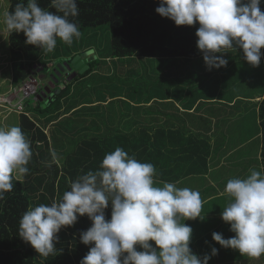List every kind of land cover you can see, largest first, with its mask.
I'll return each instance as SVG.
<instances>
[{
	"label": "clouds",
	"instance_id": "obj_1",
	"mask_svg": "<svg viewBox=\"0 0 264 264\" xmlns=\"http://www.w3.org/2000/svg\"><path fill=\"white\" fill-rule=\"evenodd\" d=\"M260 4L261 0H159L155 11L177 26L198 22L197 48L209 70L226 67L228 60L216 54L236 48L242 49L248 64L258 67L264 55ZM78 15L77 0H49L48 8L41 7L39 0H16L11 10L0 12V35L22 32L26 45L47 55L58 41L71 45L80 38L79 25L70 19ZM51 93L47 101L57 94L52 88ZM13 112L28 115L26 109ZM51 155L53 161L58 159L55 151ZM31 158V142L21 127H0V200L13 190L14 180L28 174ZM155 176L153 164L138 161L117 147L104 155L97 170L78 175L60 200L29 208L20 218L18 234L40 256L48 257L56 251L61 228L87 215L92 224L80 233V241L93 246L80 264H209L218 249L213 247L203 257L194 254L189 247L193 230L183 222L203 219L199 191L173 182L158 184ZM224 194L229 203L221 218L235 235L225 239L213 232L212 239L223 248L260 258L264 255V171L250 169L245 177L229 179ZM109 204L111 218L106 219Z\"/></svg>",
	"mask_w": 264,
	"mask_h": 264
},
{
	"label": "trees",
	"instance_id": "obj_2",
	"mask_svg": "<svg viewBox=\"0 0 264 264\" xmlns=\"http://www.w3.org/2000/svg\"><path fill=\"white\" fill-rule=\"evenodd\" d=\"M39 2L41 7L48 8L49 0H39ZM15 3L16 0H9L8 10H11ZM77 4L79 15L70 19L77 23L79 28L111 25L112 48L106 57H110L111 54L118 59L131 61V63L134 62V59L169 57L174 59V63L172 62L173 64L170 65L174 72L169 74L163 71L164 75L157 76L156 69H152L150 75H144V78L151 82L149 84L145 80L146 82L143 83L145 94H141L140 91L135 96L129 91L135 85L130 84L128 90H123V88L130 76L140 75L139 69L142 70L143 67H132L130 76L122 77V80H119L118 70L115 68L109 76L113 79L109 84L114 93L112 99L108 100L107 98L103 102L89 103L88 113L79 112L81 109L76 111L74 108L76 105L68 102L67 95L71 88L69 84L48 100L49 104L45 106L43 113L49 110V107L54 103H57L56 108L50 109L49 115L38 119L21 114L18 122L19 127L31 142L32 151L31 161L27 165L29 172L23 177L22 187H20L21 196L27 200V210L40 204L51 205L53 201L60 200L63 193L70 190V183L78 175L89 170H97L104 155L114 151L117 147L124 149L138 161L153 164L158 184L173 182L180 185L185 178L201 174L207 175L210 169L211 155L213 153L221 155L224 144L216 142L212 146L208 134L202 137L201 132L187 131L185 126L173 124L170 120V109L163 110L168 103L180 100L183 94H186L184 100L187 99L193 90L189 86L187 74L194 76L195 71L185 72L175 59L196 58L197 61H200L203 58V54L197 48L198 37L195 35L199 28L198 22L193 26L175 25L171 19L161 17L156 13L155 9L159 6V0H77ZM260 8L264 12V0H261ZM49 10L55 11V9ZM9 39L12 62L15 65L12 75L15 78L14 84L19 85L33 73L34 64L38 58L41 64L46 63L41 57L43 54L41 49L25 44L26 37L22 32L13 33ZM226 51L231 52L232 50ZM58 52H55V55ZM261 52L264 53V48L261 49ZM241 55L244 54L242 49H239L238 55L232 56V60H228V64L222 72L224 78L226 75L228 76L227 72L232 73V79L233 77L241 79L244 74L248 73L244 72V69L250 64L239 59L238 57ZM262 56L264 59V55ZM235 57L238 59L235 60ZM66 60L68 61V59ZM95 63L96 61L88 63V69L75 77V80L92 74ZM260 64L263 69L264 60H261ZM230 65H232V69ZM145 67L147 68V65ZM198 68L201 69L202 65L200 64ZM143 72L149 73L148 69H144ZM213 79L215 80L211 79L215 86L213 89H216L214 94L219 92L220 88H228L230 82L225 86L218 79L216 80V77ZM153 83L159 85L151 87ZM200 83L205 86L208 84L203 81ZM162 85L167 87L168 97L160 91ZM198 87L201 88V86ZM202 88L204 89L203 86ZM134 89L137 90L136 87ZM189 89L191 90L188 92ZM121 94H125V97L122 98ZM192 96H196L194 92ZM64 98L65 100H63ZM116 101L120 103L119 106H122L121 110L125 113L122 111L120 115L116 113L112 107L116 105ZM135 101L138 102L135 103ZM190 102L195 104V99ZM155 104L163 106L161 115L166 116L164 122H161L162 116L158 114V111L151 117V121L134 119L128 115L132 112L138 114L148 108L152 109ZM100 105L105 106L106 109L102 110L104 112H99V116L93 117L92 113L96 112ZM38 108L40 109V107ZM256 108L258 121L256 120L255 123V133H251L249 136L261 140V158L258 157V160H261L262 171H264V98L256 103ZM76 114L80 116L79 122L71 123ZM83 115L92 117L86 125L83 124L89 120ZM143 122L147 125L142 124ZM47 125L49 127H46ZM195 128H200V126H195ZM247 132L246 128L232 129V142L236 139L244 142V138L247 141L251 140L252 138L248 139ZM53 151L57 153L56 161H53L51 155ZM213 186L210 185L201 191L203 207L218 194L217 188ZM220 186L223 189V184ZM13 197V194L7 196L10 200ZM19 213L20 210L16 202H6L3 208L0 207V264H80L81 259L93 246L84 245L80 241V233L90 228L92 221L87 215L78 216L74 225L62 227L57 234L56 251L48 257L40 256L18 234L21 218ZM105 218H111V204L105 209ZM192 221L184 220L183 222L191 226ZM191 236L193 237V233ZM192 237L189 243L191 250L195 247ZM203 237L199 239L197 247H207L206 240L210 236L205 233ZM149 243L154 245V241H149ZM137 250L141 249L137 246ZM192 252L197 254L195 250ZM229 254L212 256L209 264H232V255Z\"/></svg>",
	"mask_w": 264,
	"mask_h": 264
},
{
	"label": "rangeland",
	"instance_id": "obj_3",
	"mask_svg": "<svg viewBox=\"0 0 264 264\" xmlns=\"http://www.w3.org/2000/svg\"><path fill=\"white\" fill-rule=\"evenodd\" d=\"M9 9V0H0V12L4 10ZM81 36L79 39H74L73 43L71 45H67L63 42L58 41L57 46L55 50L52 53H48L45 55H41L42 59L45 60L44 62L46 64H42L41 66H36L38 68L34 69L35 76L39 80V85L43 86V88H47L48 84L52 82V78H59L60 83L55 86H52V89H55V93H58L65 84L69 85L70 91L68 94V102H73L74 105H79L81 103H86V107L81 109L79 112L82 113H88L89 111V103L101 101L103 102L107 98L114 95L112 89L109 87V84L113 80L112 78H109L110 74H112L113 70L116 68L118 70V78L119 80H122L123 78L129 77V73L133 69L132 67H143L142 70L139 69V74H134L133 77L130 76L129 79H127V83L125 84V87L123 90H128L129 85L133 84L135 86L132 87L129 91L133 93V95L137 96L139 92L142 94L144 93V87L143 83L150 81L146 80L144 78V75H150L152 73V69H156L157 76L164 75V72L173 74L172 68H170L171 63H174V59H170L169 57H163L161 59H153V58H141V59H134V62L131 63V61H124L121 59H118L110 54V57H106L111 52V44H112V30L110 24H104L100 26H92V27H84L80 28ZM58 52L57 55H55V52ZM239 53V49L231 52L226 53H217L218 56H223V58L227 60H232V56H237ZM60 54V55H59ZM66 56V57H64ZM78 57L77 62H73L74 58ZM68 59L70 62H67L66 59ZM239 59L245 61L244 55H241L238 57ZM235 57V60L238 59ZM98 61H97V60ZM263 59V56L261 58ZM93 64L94 72L90 75H87L84 78H79L78 80H75V77L79 75L80 69H78L77 64L79 62H84V65L88 69V63L95 62ZM178 64L180 63L182 68L185 70V72L189 73L190 71H195V75L191 76V74L188 75V83L192 86H203L204 90H212L215 86L212 84L213 78L216 77V80L218 79L222 84H225V86L229 84H232L228 89L226 96L231 100L233 97L239 95L240 97L246 96L247 99H250L249 101L239 99L237 104L234 105L232 108L230 106H227L225 104H213L209 101L201 103L200 113H204L205 115H209V113H214L217 118L214 119H207L203 118L199 115H190L183 113L184 109L183 106H177V100L173 101L171 103H168L166 106L155 104L152 109H146L142 112L137 113H129L128 115H131V117H134V119H145L147 121H151V117L155 115V113L161 115L162 109L164 111L167 110V108L170 109L171 116L170 120H172L173 124H176L177 126H185L186 130H190L193 132H201V136L205 137V135L208 134L210 136V142L217 139V144L223 143L224 136L227 137V132L231 129H234L236 127H241L248 129L247 135L249 138H252L249 141H246L248 144L244 145L241 150L237 149L235 150L234 154L229 158V160L225 163L224 166L218 171H216V176L214 175L213 178L210 175H199V176H191L188 178H185L180 185H177L178 187H188L196 191H200V195H202L201 191H203L206 187H209L210 185H219L222 183V181H227L234 177H245L249 174L250 169H256L262 171V163L261 160H258V157L261 158L260 153V138H253L249 136L251 133H255V123H256V116H257V108L256 103L254 104L255 100H253V97H256L257 95L264 94V68H261V64L258 67H253L251 65L246 66L244 69V72H248L247 74H244L241 79L233 77L232 79V73L227 72L228 76L224 78L222 75L223 69L226 67H221L219 69L213 68L209 70L204 62V59H200V61H197L196 58H178L175 59ZM41 61L39 58L37 59L36 63L34 64V67L37 63H40ZM172 63V64H173ZM202 65V68L199 69L198 66ZM147 65V68L145 67ZM178 66V65H176ZM13 67L15 65L12 62V52L10 49V39L7 33H4L0 35V94L4 90L14 91V87L18 86L14 85L15 78H13L12 72ZM58 67H62L63 70H61V73L58 70ZM230 68L232 69V65H230ZM86 69V70H87ZM144 69H148V72H143ZM235 69V68H234ZM85 70V71H86ZM121 70V72H119ZM164 71V72H163ZM55 73V76L52 75ZM208 73H211L210 75ZM56 74H59L58 76ZM208 74V75H207ZM168 75V74H167ZM69 79V81H68ZM212 79V80H211ZM146 80V81H145ZM200 81H203L204 83H208L206 86L201 85ZM215 81V80H214ZM116 83V82H115ZM203 84V83H202ZM159 85L156 83H153L151 85ZM134 87L137 88L134 89ZM142 87V89H141ZM166 88V89H165ZM210 88V89H209ZM156 89V88H155ZM160 91L163 92L164 95L168 97L167 87H164L163 85L160 86ZM186 94H183L182 98L180 99V102L183 105H187V101L189 99H192V97L188 96L187 99L184 100V96ZM110 99V98H109ZM112 99V98H111ZM126 99H128L126 97ZM137 99V98H135ZM60 102V101H59ZM63 102V101H62ZM138 101H135L137 103ZM5 102L0 101V127H9L12 125L19 126V116L14 113L13 109L6 107ZM49 102L45 99L43 101L38 99H30L27 101L26 104V113L29 116H32L33 118L41 119L47 115L50 114V111L56 108L57 103L53 104V106L49 107V110L42 112L45 106H47ZM116 105L112 106L118 115L121 114V111L125 113V111L121 110L122 106H119L120 103L117 101L115 102ZM40 107V109L38 108ZM219 107V108H218ZM101 108V109H100ZM51 109V110H50ZM99 109V110H98ZM96 112H93L92 116L96 117L99 116V112H104L102 110L106 109L105 106L100 105ZM106 111V110H105ZM127 111V110H126ZM178 114V117H176ZM232 114V116H231ZM87 115V114H86ZM89 121H86V125L88 122H90L91 116H86ZM161 122H164L166 120V116L161 115ZM127 117V116H126ZM232 117V118H231ZM245 119V120H244ZM80 120L79 115H75L72 118L71 123L77 124ZM217 122V125L215 126ZM147 125V123H142ZM159 124V123H158ZM195 126H200V128H195ZM213 127V129L217 132L215 134H211L210 130H207L208 128ZM184 130V129H183ZM189 131V132H190ZM223 137V138H222ZM226 139V140H227ZM246 140V138H244ZM239 140H235L232 142V146L230 143H225L223 145L224 147H227L228 150L233 148V146H238ZM245 142V143H246ZM23 179V178H22ZM22 180L13 181V190L11 192H7L4 195V199L0 200V207L3 208L4 204L6 202H16L18 204V208L20 210V217L27 211V200L25 197H22L21 195V189L22 187ZM226 183L223 185V188H225ZM214 187V186H213ZM222 187V186H220ZM218 188V187H217ZM13 194L14 197L10 200L7 198L8 195ZM229 203V198L226 196H223V198H216L212 200L210 203L205 205L202 208L201 212V218H197L192 221L191 228L195 233H193V239L197 240L202 237L205 233H211L213 231H217L218 233H222L223 237L225 239L230 238L231 231L230 225L225 223L221 216H219L220 212L223 211V208ZM220 218V219H219ZM221 220V221H219ZM207 223V224H205ZM221 223V224H220ZM205 224V225H203ZM217 224L219 226L222 225L220 231L219 227L216 229ZM194 243L197 244L196 241ZM194 244V246L196 245ZM207 250L208 252H199L197 254L200 255V257H203L205 254H211V249L215 247L218 249V252L215 256L218 255H225L226 253L230 256L232 255V262L234 260L238 261L237 264H264V257L260 258H250L246 255H241L238 251L239 256L233 255L236 250H233L231 248H223L221 247L217 242H215L212 237L207 238ZM241 259V260H239ZM210 262V261H209ZM211 263V262H210ZM233 264V263H232Z\"/></svg>",
	"mask_w": 264,
	"mask_h": 264
},
{
	"label": "crops",
	"instance_id": "obj_4",
	"mask_svg": "<svg viewBox=\"0 0 264 264\" xmlns=\"http://www.w3.org/2000/svg\"><path fill=\"white\" fill-rule=\"evenodd\" d=\"M84 65V62H82V65H81V67ZM36 68H38V67H36ZM78 69H80V68H78ZM232 84H229V86H228V88L231 86ZM189 86L194 90H191V89H189L188 90V92L191 90V94L189 95L190 97H192V99H189L190 101H192L193 99H195V104H192V102H187V105H183L181 102H180V100H178L177 101V106H183V108L184 109H187V110H184L183 111V113H186V114H190V115H199L198 113H200V108H201V103H203V102H207V101H209V102H211V103H215V104H225L226 102V105L227 106H230L231 108H232V106H234V105H236L237 104V102H238V100L241 98V99H243V100H246V101H249L250 99H247L246 98V96H244V97H240L239 95H236L235 97H233V99H231V100H229V98L226 96V93H227V89H225V88H220V90H219V92H217L216 94H214V92L216 91V90H214V92L210 89V90H204L202 87L199 89V87L198 86H195V87H193L192 85H190L189 84ZM205 91V92H204ZM193 92H194V94L196 95L195 97H193L192 96V94H193ZM70 94V93H69ZM122 96V98H124L125 97V94H121ZM68 96V95H67ZM67 96L65 97L66 99H67ZM65 98L63 99V100H65ZM110 98V99H109ZM108 98V100H111V98H112V96L111 97H109ZM264 98V94H262V95H257L256 97H253L252 99L253 100H255V102L254 103H259L262 99ZM71 104H73V102L71 101L70 102ZM74 105V104H73ZM86 103H81V104H79V105H76V106H74V108H75V110L77 111V110H79V109H83L84 107H86ZM194 105V106H193ZM219 108V107H218ZM189 111V112H188ZM200 116L201 117H203V118H207V119H216L217 118V116L214 114V113H209V115H205L204 113H200ZM231 116H232V114H231ZM232 118V117H231ZM256 118H258V116L256 117ZM245 120V119H244ZM258 121V120H257ZM42 124V123H41ZM43 125V124H42ZM49 125V124H48ZM46 126V127H49V126ZM217 125V122H216V124H215V126ZM240 128V127H239ZM207 130H210V133L211 134H215L214 132H216L214 129H213V127H211L210 126V128H208ZM227 137H228V139L225 137V139H223V144L225 145V143H227V141H228V143H230L231 144V146H232V137H233V134H232V129L230 130V131H228L227 133ZM227 139V140H226ZM248 139H251V138H248ZM247 140H244V142H243V140L242 141H240L239 142V145L238 146H233V148H231L230 150H228V148L227 147H223V152H224V150H225V153H223L222 152V154L220 155V154H218V155H215L214 153L211 155V160H210V169H209V172H208V174L207 175H210L212 178H213V176L215 175L216 176V171H218V170H220L221 168H222V166H224L225 165V163L229 160V158L233 155V153L235 152V150H237L238 148H241V146L242 145H244L245 144V142H246ZM215 143H216V140H214V141H212L211 142V145L212 146H214L215 145ZM246 144H247V142H246ZM245 144V145H246ZM243 147V146H242ZM259 159H260V157H259ZM226 182L225 181H222V183L221 184H225ZM220 182H219V185H217V184H215L214 186L217 188V191H218V194H216L215 195V197H212L210 200L212 201V200H214V199H216V198H223V195L224 196H226V194H224V188L223 189H221V187H220ZM221 213H222V211L219 213L220 215L219 216H221ZM220 219V218H219ZM219 221H221V220H219ZM221 224V223H220ZM219 227V231H220V229H221V227H222V225L221 226H219L218 224H217V226H216V229ZM213 232H215V231H213ZM213 232H211V234L210 233H208V235L210 236V237H212V233ZM193 233H195V231H193ZM231 235H235V233H233V232H231ZM204 236H205V234H204ZM192 237V236H191ZM209 237V238H210ZM232 237V236H231ZM202 238H204L203 237V235H202V237H200L199 239H202ZM199 239L197 240V238H196V240L195 239H193V237H192V242H193V244H196V243H194V241H196L197 243L199 242ZM206 242H207V240H206ZM192 250H195V251H197V253H199V252H205L206 250H207V247H205V246H201V247H197L196 245H195V247H193L192 248ZM199 251V252H198ZM199 255V254H198ZM233 255H235V256H239L238 255V253H237V251L233 254ZM262 257H264V255H262ZM239 260H241V259H239ZM233 264H237V263H239L238 261H236V260H234V262H232Z\"/></svg>",
	"mask_w": 264,
	"mask_h": 264
},
{
	"label": "built area",
	"instance_id": "obj_5",
	"mask_svg": "<svg viewBox=\"0 0 264 264\" xmlns=\"http://www.w3.org/2000/svg\"><path fill=\"white\" fill-rule=\"evenodd\" d=\"M39 82L34 74H30L21 84L14 87V91L0 94V101L5 102L6 107L22 113L26 109V103L30 99H37Z\"/></svg>",
	"mask_w": 264,
	"mask_h": 264
},
{
	"label": "water",
	"instance_id": "obj_6",
	"mask_svg": "<svg viewBox=\"0 0 264 264\" xmlns=\"http://www.w3.org/2000/svg\"><path fill=\"white\" fill-rule=\"evenodd\" d=\"M78 60V57H75L74 58V60H73V62H76ZM81 65H82V62H79L78 64H77V68H80V71H79V74L80 73H84L85 72V70L87 69V67L85 66V65H83L82 67H81ZM58 70H59V72L61 73V68L60 67H58ZM57 76L59 75V74H56ZM53 77L55 76V73L52 75ZM68 81H69V79H68ZM58 82V78H52V82H51V84H52V86H54L56 83ZM51 86H49V87H47V88H45V89H43L42 91H41V93H40V99H41V101H43L45 98H47L49 95L51 96Z\"/></svg>",
	"mask_w": 264,
	"mask_h": 264
},
{
	"label": "bare ground",
	"instance_id": "obj_7",
	"mask_svg": "<svg viewBox=\"0 0 264 264\" xmlns=\"http://www.w3.org/2000/svg\"><path fill=\"white\" fill-rule=\"evenodd\" d=\"M43 89H44L43 86L38 88V90H43Z\"/></svg>",
	"mask_w": 264,
	"mask_h": 264
},
{
	"label": "flooded vegetation",
	"instance_id": "obj_8",
	"mask_svg": "<svg viewBox=\"0 0 264 264\" xmlns=\"http://www.w3.org/2000/svg\"><path fill=\"white\" fill-rule=\"evenodd\" d=\"M60 80H61V79H60ZM59 83H60V81H59ZM59 83H58V84H59Z\"/></svg>",
	"mask_w": 264,
	"mask_h": 264
}]
</instances>
